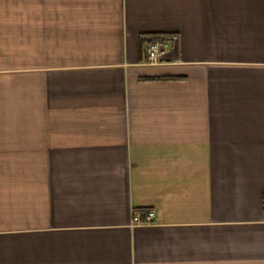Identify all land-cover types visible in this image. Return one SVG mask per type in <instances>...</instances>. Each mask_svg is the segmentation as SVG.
<instances>
[{"label": "crops", "instance_id": "obj_1", "mask_svg": "<svg viewBox=\"0 0 264 264\" xmlns=\"http://www.w3.org/2000/svg\"><path fill=\"white\" fill-rule=\"evenodd\" d=\"M263 198L264 0H0V264H264Z\"/></svg>", "mask_w": 264, "mask_h": 264}, {"label": "built area", "instance_id": "obj_2", "mask_svg": "<svg viewBox=\"0 0 264 264\" xmlns=\"http://www.w3.org/2000/svg\"><path fill=\"white\" fill-rule=\"evenodd\" d=\"M170 41H153L150 42L147 46V58L149 64H156L161 59L163 54L166 52ZM155 217L154 212H148V214L145 216L144 221H142L138 216L133 217L134 224L139 223H149L152 222Z\"/></svg>", "mask_w": 264, "mask_h": 264}, {"label": "trees", "instance_id": "obj_3", "mask_svg": "<svg viewBox=\"0 0 264 264\" xmlns=\"http://www.w3.org/2000/svg\"><path fill=\"white\" fill-rule=\"evenodd\" d=\"M172 37H173V34L171 33H156V34H149V35L144 34L142 35V40H147V42L150 43V42L157 41V40L168 41V40H171ZM263 205H264V198H263Z\"/></svg>", "mask_w": 264, "mask_h": 264}]
</instances>
